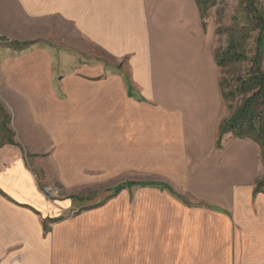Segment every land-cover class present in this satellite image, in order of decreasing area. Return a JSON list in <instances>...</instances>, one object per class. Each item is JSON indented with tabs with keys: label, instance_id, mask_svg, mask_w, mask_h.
Instances as JSON below:
<instances>
[{
	"label": "crops",
	"instance_id": "0c3cea01",
	"mask_svg": "<svg viewBox=\"0 0 264 264\" xmlns=\"http://www.w3.org/2000/svg\"><path fill=\"white\" fill-rule=\"evenodd\" d=\"M214 29L197 0H0V103L14 133L0 139V264H264L260 147L231 133L218 143ZM53 41L107 58L69 62ZM49 168L69 188L151 170L160 178L126 190L172 196L126 193L54 221L69 206L44 196Z\"/></svg>",
	"mask_w": 264,
	"mask_h": 264
},
{
	"label": "rangeland",
	"instance_id": "374dc122",
	"mask_svg": "<svg viewBox=\"0 0 264 264\" xmlns=\"http://www.w3.org/2000/svg\"><path fill=\"white\" fill-rule=\"evenodd\" d=\"M198 8L200 10V16L202 19V24L204 27H207L209 21H211L215 26V35L213 41L214 56L216 62L220 67V87L222 91V85L226 90L234 88L236 86V80L241 77L248 76V71L253 65L252 60L255 57L256 53V41L259 34V21L254 17L255 13L249 14L245 9V0H197ZM255 5L258 9L264 12V0H255ZM2 39V38H1ZM28 41H23L20 43H25ZM42 43L43 41H32V47H36L35 43ZM55 43L54 48L57 50V53H60L61 50H66L69 55L67 61H73L74 57L78 55V58H86V62L96 56L103 57L104 52L93 46L88 41H53ZM13 43H18V41H12L8 43L13 46ZM41 45V44H40ZM16 47V46H13ZM33 49V48H32ZM236 54L239 59L237 61H230L224 63L228 57L229 52ZM226 59V60H225ZM74 63V62H73ZM264 70V59L262 64ZM223 95V94H222ZM223 111H222V120L230 117L234 109L241 104L242 96L237 95L231 99L223 98ZM4 101V100H3ZM2 103V102H1ZM6 103L4 101L2 104ZM1 104V105H2ZM5 111L0 112V139L6 141L7 138H11L14 134L9 132V130H2L4 123L8 126L9 129L12 128V109L9 104H6ZM9 110V111H8ZM11 111V113H10ZM9 116V119L6 115ZM221 120V121H222ZM221 123V122H220ZM12 130V129H11ZM13 131V130H12ZM34 144H40L41 142H35ZM44 146V145H43ZM44 149V147H43ZM260 159L263 165L264 171V149L259 148ZM41 160L44 157L40 158ZM33 160V159H32ZM150 162V161H148ZM155 167V166H154ZM134 170L139 168H133ZM114 170H122L116 167ZM137 171V170H136ZM144 174L132 172L128 170H123L118 173L113 174L108 179L115 178L112 181H96L95 179H85L82 184H78L75 188H69L62 182L52 168H49L47 172L41 173V179L39 175V180L42 181L41 190L44 196L52 201L53 203H66L68 209L63 211L61 218L52 219L54 221L62 218H72L76 217L78 214L86 211V209L102 207L106 205L111 200L118 198L120 195L127 197H141V198H156V197H166L172 196L167 191H154L147 189L134 188L131 192L122 188L121 190L114 192L117 188H109L115 183H122L126 180H144V179H158L160 178L156 172L151 170H143ZM141 172V171H140ZM263 175V174H261ZM91 176L86 174L85 177ZM92 177H95L92 175ZM101 181V182H100ZM47 183V184H45ZM45 184V185H44ZM123 185V183L121 184ZM178 194L184 197H189L188 192H181L180 190H175ZM72 198L78 199L79 202H74V206H70ZM71 201V202H70Z\"/></svg>",
	"mask_w": 264,
	"mask_h": 264
},
{
	"label": "trees",
	"instance_id": "16d2710c",
	"mask_svg": "<svg viewBox=\"0 0 264 264\" xmlns=\"http://www.w3.org/2000/svg\"><path fill=\"white\" fill-rule=\"evenodd\" d=\"M255 0H245V9L249 14L255 13V18L259 21V34L256 41V53L252 60L253 65L248 71V76L239 77L236 80V86L231 89L224 88L222 85V94L224 99H231L237 95L242 96L241 104L238 105L230 117L221 121L219 125L218 143L222 137L231 133L239 139H248L256 143L261 149H264V70L262 67L264 59V12L255 5ZM31 44L13 43V46L24 48ZM229 52V51H228ZM227 59V60H226ZM224 63L237 61L239 57L229 52ZM5 108L0 103V112ZM8 119L9 116L6 113ZM3 130H9L4 123ZM10 132V131H9ZM125 188L120 185L114 192ZM255 190L264 192V178L256 181Z\"/></svg>",
	"mask_w": 264,
	"mask_h": 264
}]
</instances>
